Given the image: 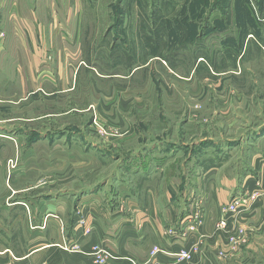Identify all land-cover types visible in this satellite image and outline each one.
Returning a JSON list of instances; mask_svg holds the SVG:
<instances>
[{
	"label": "crops",
	"instance_id": "1",
	"mask_svg": "<svg viewBox=\"0 0 264 264\" xmlns=\"http://www.w3.org/2000/svg\"><path fill=\"white\" fill-rule=\"evenodd\" d=\"M241 1L245 0H230L233 2L234 19L214 21L215 25L212 22L206 26L214 29L227 25L225 28L229 30L226 37L236 43H248L253 39L254 42L264 44V5L259 7L263 12L259 23L254 22L252 11L248 8L251 11L248 26V20L240 17L243 9ZM166 2L167 0H154L153 3L150 0H0V10L9 17L12 13H20L16 20L12 17L10 21L12 24L15 22L13 26H17L18 22V27L24 30L20 40L26 46L22 48L21 57H43L44 60L46 54L50 56L42 70L33 69L34 73L41 72L39 77L38 74L36 76V87H29L26 75L30 69L23 63L26 81L21 80L22 75L21 87H28L31 93L37 95L54 97L79 91L81 87H75L76 82L80 83V76L85 74L92 78L95 74L96 78L108 81L107 95L115 91L113 87H124L110 81L130 79L124 78L119 72V65L124 64L119 61L112 63H117L115 67L111 66L117 69L112 73L100 74L94 67L66 68L61 73L59 60L56 58L59 54L57 46L60 45L61 48L63 44L73 49L76 44L86 42L84 29L113 27L121 28L119 33L122 50L128 48L127 43L137 44L138 39L143 40L142 30L145 29V33L150 36L146 40L150 43H171L169 40L163 41L158 33L161 27H172V23L176 22L167 18ZM260 3L262 4L261 1ZM219 7L214 6L218 11ZM5 22L7 19H4V24ZM5 26L11 25L6 23ZM126 28H131L133 32L130 41L128 35H124ZM107 34L102 40L108 39ZM167 35L172 37L170 33ZM95 40L88 37L87 42L93 43ZM33 44L37 47L34 48ZM175 53L170 50L162 56L169 66L166 70L170 74H173V68L169 60H172ZM140 56L139 52L133 53L131 60L139 59ZM68 57L74 56L67 51L63 52V58ZM197 60L202 59L199 56ZM143 68L142 65L133 64L127 73L133 77ZM31 82L32 86L33 81ZM13 83L10 74L4 79L5 86L0 87V92L7 91L10 96ZM105 107L106 121L112 127H119V134L116 131L106 137L100 136L97 143L84 137L80 131H57L44 134L43 138L53 142L54 139L68 141V144L62 143L59 149H53L60 155L99 157L100 163L102 158L109 157L110 148L117 149L120 155L124 154L118 163L119 174H114L111 180L102 177L98 183H87L86 178L91 177L94 172L92 159H89L90 163L73 166L69 169L70 173L59 172L62 176L59 175L52 190L39 191L37 188L33 190L34 186L21 187L30 188L29 192L32 193L8 197L0 205V264H97V252L106 255V264H255L253 254L248 258V252L243 253L239 261L216 257L220 248L228 246L224 243L226 237L237 226L235 224L232 228V225L225 233L218 231L217 224L221 208L246 188H252L256 179L254 176L259 177L260 172L264 171V155H257L262 158L258 164L254 162L255 158L252 159L251 170L254 176H242L238 181L226 176L221 171V165L215 164L214 156L210 159L206 154L208 152L203 150L195 171L189 176L190 164L178 163L172 153L175 147L166 142H150L151 138H146L149 133L147 131L153 130L152 126L141 133L137 128V124L143 122L141 117L137 118V122L134 119L132 122L128 121L126 116L122 117L119 102L116 108L108 105ZM4 132L5 135H0V138L12 141L21 136H31V133L17 129ZM88 132L91 133L89 129ZM121 149H124V153ZM17 150L19 153L18 147ZM125 173H129L131 177H126ZM246 216L239 218L238 222L248 223L251 216ZM252 216L255 217L252 218L255 222H264V207L259 205ZM190 222L191 226L187 227ZM192 248L195 250L191 251L192 257L188 261H178L161 252L153 254L157 250L172 253ZM252 248L255 249L253 245ZM260 252L264 254V251ZM257 263L260 261L257 260Z\"/></svg>",
	"mask_w": 264,
	"mask_h": 264
},
{
	"label": "rangeland",
	"instance_id": "2",
	"mask_svg": "<svg viewBox=\"0 0 264 264\" xmlns=\"http://www.w3.org/2000/svg\"><path fill=\"white\" fill-rule=\"evenodd\" d=\"M153 1L150 0L151 3ZM233 2L167 0V18L176 22L172 23V27L158 30L163 41L171 42L166 44L150 43L146 40L150 36L145 33V29L142 30L143 40L138 39L137 44L127 43L128 48L122 50L121 28L84 29L86 42L76 44L73 49L63 44L61 48L57 46L59 54L56 58L61 73L66 68L78 67H94L100 74L112 73L117 70L111 67L117 63H112L119 61L124 63L119 65V72L124 78L130 79L110 80L114 85L116 83L124 87H113L115 91L107 95L108 81L96 78L95 74L93 78L85 74L80 76V83L76 82L75 86L81 87V91L54 97L37 95L31 93L28 87H21L22 75L23 82L28 76L29 87H36L41 72L34 73L33 69L42 70L50 56L46 54L44 60L43 57H21L22 48L26 46L20 40L24 30L18 27V22L17 26H13L15 22L12 24L10 21L12 17L16 20L20 13H12L9 17L1 9L0 87L5 86L4 79L10 74L14 83L13 95L8 96L7 91L0 92V135H5L4 130L17 129L31 133V136H21L14 141L0 138V205L8 197L32 193L29 192L30 188L21 187L52 190L63 172L70 173L69 169L73 166L90 163L89 159H92L94 172L86 178L87 183H98L102 177L111 180L114 174H119L118 163L124 154L120 155L117 149L110 148L109 157L102 158L100 163L99 157L60 155L53 149H59L62 143L68 144V141L54 139L53 142L43 138L44 134L57 131H80L84 137L97 143L100 136L106 137L116 131L119 134V127H112L106 121L105 107L116 108L117 102L121 104L120 115L128 117V121L134 119L137 122V118L141 117L143 122L137 124L141 133L147 131V127H153L146 135V138H151L150 142H166L175 147L172 153L178 163L190 164L189 176L195 171L203 150L208 152L206 154L210 159L214 156L215 164L221 165V171L226 176L240 181L242 176L253 175L252 159L255 158L254 162L258 164L262 158L257 155H264V44L253 39L248 43H236L226 37L229 30L225 28L227 25L214 29L206 26L207 23L214 24V21L234 19ZM216 5L220 6L219 11L214 8ZM261 5H264V0L241 1L243 9L238 14L242 20H248L249 26V13L252 11V19L259 23L263 14L259 9ZM4 19H7L5 24L11 26H5ZM124 33L130 41L132 29H124ZM167 33L172 34V37H168ZM106 34L108 39L104 41L102 39ZM88 37L96 40L87 42ZM32 46L37 47L36 44ZM170 50L176 52L169 60L172 62L173 74L166 70L169 66L162 58ZM65 51L74 57L64 59ZM138 52L140 58L132 61V54ZM199 56L202 60H197ZM23 63L30 69L26 77ZM133 64L144 68L132 77L127 71ZM112 158L119 160L113 161ZM125 175L131 177L129 173ZM254 177L256 179L252 188H246L229 201L242 199L241 206L244 208L236 211L233 221L225 229L217 227L218 231L226 233L229 227L237 225L233 233L226 237L224 243L228 246L218 250V259L239 261L241 255L248 252V258L253 254L255 264H264V254L260 252L264 251V222H255L252 216L259 205L264 207V171L260 172L259 177ZM245 216H251L250 221L239 223V218Z\"/></svg>",
	"mask_w": 264,
	"mask_h": 264
},
{
	"label": "built area",
	"instance_id": "3",
	"mask_svg": "<svg viewBox=\"0 0 264 264\" xmlns=\"http://www.w3.org/2000/svg\"><path fill=\"white\" fill-rule=\"evenodd\" d=\"M243 200L242 199H237V200H232V202H228L226 205H224L221 209V217L218 221L217 227L218 229H225L231 221L234 219V214H236L237 210H240L244 208L242 205ZM241 206V207H240ZM191 222L187 225V227L191 226ZM194 251L195 248H192L191 250H185V249H180L177 252H167L164 250H157L153 251V254L156 252H161L164 253L165 255H170L171 257L176 258L178 261H188L190 260L191 256V251ZM97 264H106V255L103 254L102 252H97L95 254Z\"/></svg>",
	"mask_w": 264,
	"mask_h": 264
}]
</instances>
